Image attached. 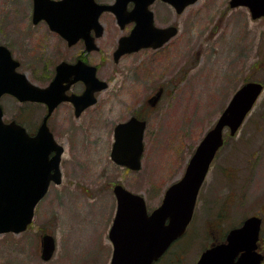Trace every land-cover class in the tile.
<instances>
[{
	"label": "rangeland",
	"instance_id": "374dc122",
	"mask_svg": "<svg viewBox=\"0 0 264 264\" xmlns=\"http://www.w3.org/2000/svg\"><path fill=\"white\" fill-rule=\"evenodd\" d=\"M228 1L198 0L188 7L180 15L173 56L146 52L114 64L111 50L124 32L113 22L105 26L99 51L90 52L87 61L97 66L109 87L79 118L63 107L50 117V131L64 149L62 181L51 183L27 230L0 234V264H109L113 185L143 196L151 212L165 189L182 177L196 145L237 88L247 81L264 85V18L254 21L247 8L231 9ZM31 10L32 0H0V45L31 83L44 87L60 59H73L78 49L67 50L41 24L31 23ZM140 59L146 66H138ZM159 86L166 93L155 108L146 109L142 166L128 171L110 159L113 128L127 121L137 95L142 101L144 90ZM262 91L235 137L224 132L225 143L199 191L194 218L165 264H194L231 227L249 216H264V87ZM0 102L3 119L16 120L30 132L44 115L40 105L21 104L8 95ZM43 233L51 234L56 244L54 257L44 262Z\"/></svg>",
	"mask_w": 264,
	"mask_h": 264
},
{
	"label": "water",
	"instance_id": "95a60500",
	"mask_svg": "<svg viewBox=\"0 0 264 264\" xmlns=\"http://www.w3.org/2000/svg\"><path fill=\"white\" fill-rule=\"evenodd\" d=\"M197 0H178L175 5L181 12ZM230 7H247L251 19L264 17V0H230ZM145 2L144 5H147ZM135 10H140L139 4ZM145 21L138 19V30L131 37L120 39L115 58L140 48H157L175 34L174 28H154L147 7ZM103 11L114 12V5L97 4L94 0H34L32 22L45 20L55 32H85L86 51L97 50L90 30L96 36L102 33L98 17ZM125 20L121 21V26ZM148 24L152 35L145 36L142 26ZM145 36V37H144ZM77 39H75L76 41ZM73 42V41H71ZM19 63L10 56L5 46H0V98L9 94L20 102H43L47 115L43 118L35 136L26 134L17 123H3L0 107V234L24 231L31 224L35 206L47 193L53 181L61 182L59 162L63 150L54 142L48 131L47 119L53 109L63 100H71L78 116L85 107L96 102L93 93L105 88L95 76L96 68L80 62L75 65L61 63L56 78L46 87L34 86L25 74L17 71ZM73 74L75 78L69 80ZM82 79L87 87L80 98L66 97L64 92L71 82ZM67 81L68 84L62 85ZM260 82H247L237 88L220 113L214 127L208 130L196 146L194 154L184 169V175L163 193L160 205L148 214L143 196L127 191L120 184L115 185L116 213L109 229V240L113 244L110 264H152L166 248L187 229L192 218L198 191L207 175L217 150L223 143V132L229 129L234 135L262 93ZM145 122L130 118L114 128V144L111 159L115 164L137 171L141 167L143 133ZM54 152L50 157V153ZM260 228V219L253 216L234 228L227 235V242L212 246L199 257L197 264H259L263 257L257 254L255 242ZM41 259L53 257L56 247L53 237L43 234L40 241ZM240 260L233 262L239 252Z\"/></svg>",
	"mask_w": 264,
	"mask_h": 264
},
{
	"label": "flooded vegetation",
	"instance_id": "af4514ba",
	"mask_svg": "<svg viewBox=\"0 0 264 264\" xmlns=\"http://www.w3.org/2000/svg\"><path fill=\"white\" fill-rule=\"evenodd\" d=\"M95 2L98 5L99 4L107 5V6L114 5L116 8V13L120 14V17L118 19L117 15L112 11L101 12L100 16L98 17L99 24L102 26L101 35L97 37L96 31H94L93 29L90 30V35L94 38V42H95L97 47H98L97 41L105 33L104 30H105V26L107 24H111V22H113V24L118 28V30H120L122 33L124 32L123 34H120L116 37V39H115L116 42L113 45L112 50H111V53H112L111 58H112V62L114 64H119V62L126 57H130V56H134V57L137 56L138 57V55L144 54L146 52H149V53L154 54V55H157L159 53V54H162L165 56H168L169 54L172 53V56H173L174 53L176 52V50L174 51L173 49H175L176 42L179 40V37H180V34H179V32H180L179 19L181 17L180 15L183 14L188 9V7H190L194 4V3L189 4L187 7H185L183 9V11L179 12L178 6L175 5L176 3H178V0H95ZM145 2H148V4L144 5ZM229 2H230V0L228 1V3ZM137 4H139V7H141V9L138 11L135 10V8H137L136 7ZM144 6L147 7L148 11L151 14L150 17H152V25L154 26V28H161V29L174 28L175 34L173 36L169 37L166 42H164L162 45L158 46L157 48H152L150 46L146 47V48H140L138 50H135L134 52L124 53V55H121L116 59L115 54H116V51L118 50V47L120 45L119 40L122 39L123 37H131L132 34L138 30L137 29L138 28V26H137L138 19H140L142 21H145V19L148 20V18H147L148 16L146 14L147 11L143 9ZM229 6H230V3H229ZM33 7H34V0H32L31 23H33L34 25H40L41 24L43 26V28H46L48 30L49 33H51L52 35L57 37L58 40L60 41V43L63 46H66L67 50L73 49V48L78 49V53H76L77 55L73 59H68V60H67V58L60 59V61L55 65L54 70H53V74L51 76L52 78L47 83V85L50 84L56 78L55 76H56L57 68H58L57 65H59L61 63H66L68 65L69 64L75 65L77 63L82 62L85 65H89V66L92 65L96 68L95 76L97 77V79L99 81L105 82V86H106L102 90L95 91L93 93V96H94V98H96V102H97L98 95L103 93V91H106L108 89L109 83L106 79H104V78L102 79L99 77L97 66L93 65V64H89L87 61V56L90 54V52H98L99 47L97 50H91L90 52L86 51L85 32L82 28L78 29L77 35L75 32H69V31H67L66 33H59L57 31L55 32L54 30H52L50 28L49 24L45 20H39L37 23L32 22ZM122 20H125V22L121 26L120 23ZM142 30H144L142 34H144L145 36L148 37V35H152L150 29L148 28L147 23H145V25L142 26ZM75 39H77V40L75 41ZM71 41H73V42H71ZM139 62H141V63H139L138 66H142V65L146 66V61H143L140 59ZM142 62H144V63H142ZM19 66H20V63H19ZM19 66H18V70H19ZM69 77H70L69 80H73L75 78V76H73V74H71ZM66 84H68L67 81L63 82L62 85H66ZM47 85L42 87V88L47 87ZM118 86H119L118 87L119 91H121L123 89L122 83H119ZM86 88L87 87L85 86V82L82 79H80L78 81H74V82H71L69 84V86L67 87V90L65 91V95L67 97H73L74 99H77L83 95ZM137 93H139V92H137ZM165 93H166L165 88H163L162 86H159V88L156 91L151 90V91L147 92L146 90H144L141 94H144L145 99L140 101L139 100L140 96L137 95L138 96L137 102L136 103L134 101L130 102L131 103L130 107H132V112L127 119H129V118H136L137 120L140 119V120L145 121V123L147 125L146 117L149 114V111H147L146 109L155 108L156 107L155 104L165 95ZM31 104H33V103H31ZM37 104L40 105L44 111V115L41 118V120H42L48 112L47 111V105L43 102H40ZM144 104H147L148 107L145 108ZM60 107L66 108V110H69L70 112H72L76 118H79L85 111L88 110V108H90L92 106L85 107L82 110V112L78 116H76V110H75L73 102L71 100L70 101L69 100L68 101L67 100L62 101L53 110V113L49 116L47 122L49 121L50 117L56 112V110H58ZM37 128L33 132L28 131V133L31 135H34L37 131ZM50 155L52 156V153ZM255 216H258L260 218V222H261V228H260V231L258 234L259 237H258V240L256 241V247H257L256 251H257V253L261 254L262 257L264 258V238H263V236H264L263 235V233H264V216H262V215H255ZM241 223L242 222H240L239 226H241ZM231 228H233V227H231ZM231 228L229 230H231ZM226 234L224 235V238L221 241L226 240ZM218 243H221V242L217 241V242L211 243L210 246L214 245V244H218ZM210 246H208L207 248H209ZM170 248H168L166 253L152 264H165L166 262H164V260L166 261V257L169 256L168 252L170 251L169 250ZM200 254H199V256H200ZM241 254H242V252H240L234 258L233 262H237L240 259ZM177 257H178V260H180V261L182 260L181 254H177ZM198 258H197V260H198ZM197 260L194 262V264L197 262ZM261 264H264V259L261 262Z\"/></svg>",
	"mask_w": 264,
	"mask_h": 264
}]
</instances>
